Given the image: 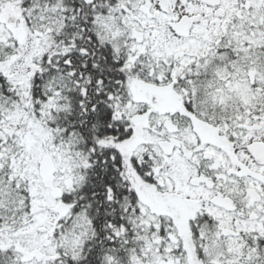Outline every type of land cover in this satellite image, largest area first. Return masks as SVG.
<instances>
[{
  "label": "snow or ice",
  "instance_id": "snow-or-ice-1",
  "mask_svg": "<svg viewBox=\"0 0 264 264\" xmlns=\"http://www.w3.org/2000/svg\"><path fill=\"white\" fill-rule=\"evenodd\" d=\"M0 264H264V0H0Z\"/></svg>",
  "mask_w": 264,
  "mask_h": 264
}]
</instances>
